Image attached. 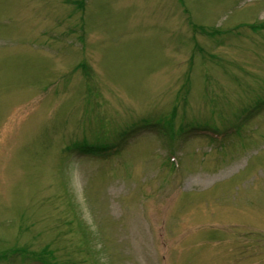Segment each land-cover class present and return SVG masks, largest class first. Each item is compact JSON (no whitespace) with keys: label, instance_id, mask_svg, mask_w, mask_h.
<instances>
[{"label":"rangeland","instance_id":"rangeland-1","mask_svg":"<svg viewBox=\"0 0 264 264\" xmlns=\"http://www.w3.org/2000/svg\"><path fill=\"white\" fill-rule=\"evenodd\" d=\"M0 264H264V0H0Z\"/></svg>","mask_w":264,"mask_h":264}]
</instances>
